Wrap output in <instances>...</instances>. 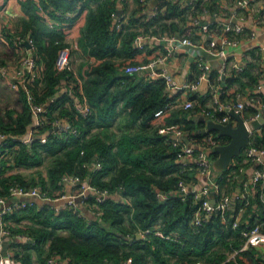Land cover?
Returning <instances> with one entry per match:
<instances>
[{"label": "trees", "instance_id": "obj_1", "mask_svg": "<svg viewBox=\"0 0 264 264\" xmlns=\"http://www.w3.org/2000/svg\"><path fill=\"white\" fill-rule=\"evenodd\" d=\"M218 1L191 0L186 4L164 0L152 15H146L136 11L145 8L147 1L135 0L139 8L125 15L128 3L123 0L120 27L114 20V14L121 8L116 0L21 1L23 17L17 24V32L14 34L8 23L3 29L8 38L13 36L10 42L15 35L33 41L39 67L36 77L21 84L16 92L20 109L11 105L4 109L0 104V132L8 135L0 156V198L9 199L11 188L20 186H40L48 197H61L65 194V177L73 175L82 180L72 186L76 192L88 181L107 195L103 202L97 201L94 192L84 199L95 218L87 217L78 205L68 202L61 205L17 202L4 216L11 237H27L10 244L16 260L34 264L36 253L39 264H48L51 256H57L65 264H102L105 260L114 264H264L263 248L252 245L244 248L247 238L243 235V231L257 223H262L264 229L260 194L251 200L258 207L259 216L250 215V200L239 198L234 202L235 209L225 214L215 211L196 224L195 215L203 199L193 191L180 189V181L189 179L183 163L178 161L182 145H175L171 135L160 132L177 125L191 137L202 140L199 122L192 115L203 109L213 110L207 104L212 99L211 85L221 87L223 104L232 103L247 87L257 88L264 77L261 66L264 53L259 49L248 51L251 58L243 69H232L225 78L219 69H213L206 93L189 94L192 107L173 106L161 117L155 116V112L175 103L180 93L170 94L163 78L152 79L146 71L135 74L124 71L127 65L147 64L151 59L141 60L142 55L151 57L153 50L163 48L155 43V48L150 43L138 48L134 40L139 33L199 40L200 28L190 21L202 12L213 14L219 9ZM4 6L5 2L0 9ZM260 10L255 16L258 20L264 17V10ZM81 20L84 22L81 44L88 58L78 71L72 67L58 70V52L71 47L67 37ZM217 24H210V28L222 33L223 26L216 27ZM242 32L226 34L239 40L237 34ZM22 46L27 47L24 42ZM11 48L12 56L16 51L15 46ZM6 57L8 54H4ZM4 58L0 59V69L8 65ZM192 67L189 79L195 81L201 71L196 63ZM31 75L26 74L28 79ZM63 84L68 91L59 94ZM77 101L88 106L86 113L78 109ZM34 106L44 109L39 112L40 124L28 143L23 137L34 122ZM256 112L252 106L244 110L246 116ZM225 114L217 111L219 116ZM120 116L125 121L121 133L113 128L119 127ZM57 121L66 122L70 128L50 132ZM44 135L45 142L41 140ZM213 136L222 144L229 141L228 137ZM252 144H264V125L262 133L252 138ZM203 146L210 145L205 142ZM245 161L243 151L234 165L219 173L217 183L227 194L239 184L237 176L248 165ZM46 162H49L47 172L43 173L40 167ZM97 162L101 168H95ZM17 168L39 169L29 176ZM242 209V220L234 228ZM139 233L144 236L138 238Z\"/></svg>", "mask_w": 264, "mask_h": 264}, {"label": "built area", "instance_id": "obj_2", "mask_svg": "<svg viewBox=\"0 0 264 264\" xmlns=\"http://www.w3.org/2000/svg\"><path fill=\"white\" fill-rule=\"evenodd\" d=\"M121 7L123 0H116ZM178 1L180 3H190L191 0H174ZM252 0H237V4L239 6V10H243V12L246 10L248 5L251 3ZM119 11V12H118ZM117 13L114 14V20L117 24V27H120L121 22L123 21V15H121L122 7L119 8ZM154 11V10H153ZM241 12V17L237 18L235 22L228 21L224 23L223 25V31L222 33L217 32L216 30H213L210 28L209 22H200L199 20L195 19L194 24L198 25L200 27L201 36L204 37L205 43L203 41H200V43H196L194 40H192L190 37H181L178 35H145L142 33H139L134 40L135 45L138 48H145L148 43H150V47L154 48L153 43L157 45H163V48L161 46L160 50H158V54L154 59L149 61L147 64H136V65H127L124 67V71L129 74H135L143 71H148V69H151L152 71V79L157 78H163L166 82L167 90L170 94L175 92H186V93H196L199 92L200 86L203 84L204 81L207 82V86L209 85V76L211 71L213 70L211 62L208 59H205L202 55L200 50H194V48L199 47L205 49L211 56L214 58H217L221 60L222 65L219 69L221 71V77L225 78L227 73L230 72L232 69L236 71H240L243 69L244 65L237 62H232L230 59L232 54H230V47H235L237 44H239V40L235 38H231L227 36L226 32H242L245 29V22L246 18H244V14ZM70 14V13H68ZM153 12L151 13V15ZM257 23L258 19H254ZM254 34V33H253ZM25 43L27 45L26 48L22 46V43ZM206 44V45H205ZM13 45L15 46V49L20 54V59L22 56L27 55L25 62L26 65H28V71L24 73V79L23 80H15L20 76L15 74L13 75L11 71L9 70V67H1L0 72L1 75L4 77H8L12 80V85L14 88H20L19 85L28 83L29 80H33L36 77L38 65L36 62V58L34 56V43L30 38H26L25 40L18 36L14 41ZM183 49L191 51V54L193 55L195 59V63L200 68L201 73L198 75L197 79L195 81H183L178 82L177 79L172 76L170 71L166 68L167 62L172 58L177 56ZM72 48L71 47H64L61 48L58 52L57 60H56V67L58 70H63L66 68H71V55H72ZM32 55V56H31ZM43 66L40 67V69ZM160 68V70H157V68ZM25 69V68H24ZM24 70L20 71L23 72ZM30 73L31 78L28 79L26 74ZM14 77V79H13ZM262 87H264V82H261L257 89L260 90ZM67 89V88H66ZM27 93L29 95V99L31 98V95L29 93V90L26 88ZM68 91V90H66ZM211 91H212V99H211V107H213V110H206L205 116L214 119L217 122L220 123H228V122H234L237 123V121L230 116V112L234 111L236 113L242 114V116L245 119V122L247 123L251 136L255 134L256 129L252 126V122L254 120H258L262 118L264 115V100L260 98V100L257 102L259 104V109L256 113L250 116H246L244 114V110L247 107V104H245L243 101L239 102H230L227 104H223L220 100V94H221V87L216 85H211ZM206 93V92H205ZM52 100H54L52 98ZM183 104V107L190 108L193 106V101L187 99L184 102L179 103ZM77 107L78 109L86 113L88 111V106L86 104H81L77 101ZM172 104L169 106H165L163 109H159L155 112V116L161 117L165 114L167 109H170ZM44 109V107L34 106L33 112H34V124L33 127L35 128L40 124L39 121V112H41ZM217 111H225L226 114L223 116L217 115ZM62 122L57 121L55 123V126L61 124ZM54 126V127H55ZM34 128L30 129L27 133V135L24 138L25 142H31L33 135H34ZM67 128H69L67 126ZM62 129V128H60ZM56 131L54 128L50 131L53 132ZM160 132H163L165 134H175L177 139H175V145H182L181 152L179 154L178 161L183 163V169L188 172L189 177V171H200L201 173H207L212 174V161L213 158L210 156H207L205 153V146L204 149L201 151H197L193 149L192 147L183 146L182 139L184 137L185 132L182 131L179 126H171L167 128L160 129ZM211 134V133H209ZM214 134L208 135V138L205 139V142H208L211 147L222 144L220 141H216V139L213 136ZM8 135L6 133L0 132V156L3 155L4 146L7 142ZM41 140L43 142L46 141V136H42ZM84 151H82L83 153ZM245 155H246V161L258 164V168L253 172L252 175V183L255 186H258L259 188V194H260V200L264 205V144L260 146H248L245 148ZM234 162V161H233ZM232 162L231 165H234ZM193 163H195L193 165ZM95 168H101V163L97 162L95 163ZM242 170V168L240 169ZM65 183L70 184L71 186H75L77 184H81L82 180L78 175L68 176L65 177ZM181 191L190 192L188 190V180L180 181L179 183ZM90 190L92 193L94 192L97 195V201L103 202L105 199L107 192L102 191L95 186H92L88 181H85L82 185V188L78 191V195H81L83 199L87 196V191ZM195 192V191H194ZM197 196L203 199L202 206L198 209L195 215V223L200 224L203 220L204 216H210L215 211H220L223 214L227 212V210L231 209L232 206V198L229 194H227L225 191L221 189L217 181H212L211 185L205 186L202 190L195 192ZM212 193L215 194V201L216 203H212L211 195ZM247 195V194H246ZM23 196H36L41 198H51L47 196V193L40 187V186H33V187H12L10 190V198L4 199L0 198V203L4 204V207L0 210V264H17V260L15 259L14 251L9 252L8 254L3 253L4 249V241L3 238L6 236H9V230L5 226V220L4 216L6 213H8L12 207L17 204V202L22 201H14L13 198H20ZM219 196V199L217 198ZM61 197H65V194ZM53 199V198H52ZM55 199H60V197H57ZM11 200L10 205H6V201ZM75 200L70 199L68 201L71 205H76ZM244 209L240 210L238 216L236 217L233 227H238L240 221L242 220V215L240 213ZM142 236L144 234L139 233ZM243 235L247 238L246 243L244 245V248L248 247L249 245L252 246H260L263 248V256H264V230H263V224L257 223L254 226H251L247 228V230L243 231ZM22 239H27L26 236H20ZM48 264H65L64 260L59 259L57 256H51L48 258L47 261ZM102 264H114L112 261L105 260ZM195 264H202L201 262H196Z\"/></svg>", "mask_w": 264, "mask_h": 264}, {"label": "crops", "instance_id": "obj_3", "mask_svg": "<svg viewBox=\"0 0 264 264\" xmlns=\"http://www.w3.org/2000/svg\"><path fill=\"white\" fill-rule=\"evenodd\" d=\"M146 1H147L146 7L143 8L142 10L138 9L136 12L141 11V14L150 15L153 12V10L161 4L160 3L158 6L152 7L151 3H150V1H152V0H146ZM127 3H128V9H127L125 15H130V13H132L135 8H139L138 5L136 4L135 0H127ZM218 4H219V9L217 11H215L213 14H211L209 12H202V13H199L195 19L199 20L201 23L207 21L210 24H213V23L217 22L218 24L216 27H220V26H223L224 23H226L228 21L235 22L237 18L241 17V12H243V10H241V9L239 10L237 0H219ZM260 9L264 10V0H252L251 3L246 8L247 14L243 16L244 18H246L245 29L239 35L237 34L238 39H239V44H237L235 47L229 48L230 49L229 53L232 54L231 58H233L232 62H237V63H241V64L245 65L247 63V60H249L251 58V56L247 52L252 50V49H259V50H261V52L264 53V24H263L264 23V17L261 20H258L257 23L254 20L255 16L258 15L257 13H260V11H261ZM5 18H6V16H5ZM195 19L193 21H190V24L194 25ZM5 23H7V22H5ZM77 24H79V26H80L81 21L78 22ZM83 25H84V22L81 25V27H83ZM4 27H5V25H4ZM199 32L201 33V31H199ZM257 38L263 41V45H260L257 42H255V40ZM200 41H203L205 43V39L203 36H201V38H199V40H196L195 42L200 43ZM78 47L79 46L76 45L75 49ZM71 48H73L72 43H71ZM79 48H81L80 51H82L81 55H83L87 59L88 56H87V52H86L85 48L82 46H80ZM158 50H160V47H158L157 50L155 49V51L153 50V54L150 57L151 60L157 56ZM194 50H200L202 55L204 56V58L208 59L211 62L213 69H220L221 68V65H222L221 60L211 56L205 49L196 47V48H194ZM73 55H74V52H73ZM193 63H195V59H194L193 55L191 54V51L183 49L179 54H177V56L172 57L167 62L166 68L170 71L172 76H174L177 79L178 82L190 81L189 78L192 77L191 75L193 74V67H192ZM261 66L263 67V70H264V61L261 63ZM157 70H160V68L158 67ZM146 73L149 75L150 78L152 77V71H146ZM263 76H264V73H263ZM261 82H264V77L261 78ZM66 90L67 89L65 87V84H63L59 90V94L65 92ZM206 90H207V84L205 85L203 90L199 89L200 95L205 94ZM175 93H180V95H179L177 101L175 103H172L171 108H173V106H179V103L184 102L187 99H189V93H186V92L181 93L180 91L175 92ZM175 93H172V94H175ZM260 98H264V87H262L260 90H258L257 88L247 87L245 90L240 91L237 94V97L235 98V100L233 102L236 103L239 101H243L245 104H247V106H252L257 111L259 109V104H257V102L260 100ZM207 104H208V106H211L212 103L207 102ZM180 105L183 107V104H180ZM183 108H185V107H183ZM206 110L207 109H203L199 112H194L192 115L194 117V119H196L197 122H199L198 123L199 129H203V127H205V123H203L199 118L205 116L204 114H205ZM262 118H264V116ZM62 123H66V122L62 121ZM33 124H34V122H33ZM33 124H32V126L29 127V130L34 128ZM233 124L236 125L237 123L233 122ZM66 125H69V124L66 123ZM263 125H264V123H262L260 128L256 129V132H255V134L252 135V138L257 134L262 133V126ZM211 134H209V133L203 134V139L200 141L196 138L191 137L190 134L188 137H186L184 135V137L181 141H182L183 146L192 147L193 149H195L197 151H201L204 149L203 143H204L205 139L208 138V135H211ZM249 146H253L252 139H251V143ZM244 151H245V149H244ZM245 162L248 165L246 167H243L241 172L237 176V179L239 180V184L236 186L235 190H233L232 193L230 192V194H229L232 198L231 209H235V203L234 202H236V200L239 198L247 200L248 202L250 200V204H252L251 200L256 199V194L259 193V191H258L259 188L257 189L258 186H255L252 183V175H253V172L258 168V164H255V163H252L249 161H245ZM25 169H27V168H25ZM20 172L24 173L23 171H20ZM242 174H243V177L240 178V176ZM25 175H27V174H25ZM218 176H219V173L214 171V170H212V174H210V175L207 173H201L200 171H191L190 170L189 171V179H188V190L193 191V192L194 191L198 192V191L202 190L205 186L211 185L212 181H217ZM71 188H72V186H71ZM238 189H239V191H237ZM223 191H226V190H223ZM77 193L78 192H76L72 188V192L70 195L76 196ZM66 194H67V192H66V188H65V195ZM61 198L62 197H60V199ZM211 198L214 199L215 194L211 195ZM53 199H55V198H53ZM55 200H59V199H55ZM75 204H76V202H75ZM80 204L84 205L88 208L84 199H82ZM88 210L90 212H92L89 208H88ZM82 212H83V210H82ZM243 213H244V210L240 213L239 216H241V215L243 216ZM259 214H260V212H259L258 207L255 205V203H253L252 204V211L250 212V215L259 216ZM13 240L25 241V239H22V237H20V236H15V239H14V237H11L10 235L6 236L5 238H3V241H4L3 253L4 254H8L9 252L11 253V251H13L11 246H10V244ZM33 261H34V264H39V262L38 263L36 262V256L35 255H34ZM17 264H22V263L17 260Z\"/></svg>", "mask_w": 264, "mask_h": 264}, {"label": "rangeland", "instance_id": "obj_4", "mask_svg": "<svg viewBox=\"0 0 264 264\" xmlns=\"http://www.w3.org/2000/svg\"><path fill=\"white\" fill-rule=\"evenodd\" d=\"M22 0H0V5L4 4L5 2V7H3L2 9H0V59L4 58V54H8V57L4 58L5 60V64H8L5 67H9V70L11 71V73L14 75L15 71L17 76L22 75L21 77H18L15 80H23L24 79V73L26 71H28V65L25 64V62L27 60H31V59H26L27 55H24L21 57L20 59V54L17 52V50L15 49L16 53H18V55L16 53L13 52V55L11 56V52L9 51L11 48V46L13 47V42H10L11 36H9V38L7 37V34L5 35L4 32V25L5 22H7L10 26V30L14 31V34L17 32V24L19 23V21L22 19L23 17V13L20 9V3ZM5 14V15H4ZM6 16V18H5ZM83 24V20H81V25ZM81 25L79 26V24H76L75 26L72 27V30L69 34V36L67 37L68 42L73 44V49L74 51H72V55H71V67L73 70H77L78 71V67L84 63L86 61V58L81 55V52L79 48L80 46L83 47V45L81 44L83 41V36H82V27ZM84 26V25H83ZM19 35H15L13 41L18 37ZM255 42H257L260 45H263V41L260 39H256ZM79 46L78 48L75 49V46ZM74 52V55H73ZM10 54V57H9ZM32 56V55H31ZM150 58V56L148 55H142V59L144 60L145 58ZM7 62V63H6ZM25 68V69H24ZM24 70L23 72L20 71ZM14 79V77H13ZM12 80L8 77H4L1 75L0 77V104L2 105V107L5 109L6 105H11V106H15L17 109H20V103L18 102V97H17V88H14L12 85ZM22 84V83H20ZM20 86V85H19ZM181 106V105H179ZM182 107V106H181ZM125 121L124 119L120 116L119 117V127L117 125H115L113 128L121 133L120 129L125 130ZM112 128V129H113ZM205 153L207 156H212L213 155V148L208 146L205 147ZM49 162H46L45 164H43L40 169L43 173L47 172V165ZM19 169V171H23V174H27L29 176L34 175L35 171L39 168H29V169H25V168H17ZM11 170L15 171V168H12ZM65 187H66V192L67 194L65 195V197H62L61 199H59L60 201H58L59 203H63V202H68L70 199L75 200L76 204L80 207L81 210H83V213L89 217V218H95L96 216L90 212L88 210V208L84 205H81V201L83 199V197L81 195H76V196H71V192H72V188L71 185L68 183H65ZM91 191L88 190L87 194H90ZM55 200L52 198H41V197H36V196H23V200H26L28 202H36L37 204L43 205L46 203H49L50 200ZM11 204V200H7L6 201V205H10ZM4 207L3 203H0V210ZM34 255L36 256V262L38 263V258H37V254L34 253Z\"/></svg>", "mask_w": 264, "mask_h": 264}, {"label": "water", "instance_id": "obj_5", "mask_svg": "<svg viewBox=\"0 0 264 264\" xmlns=\"http://www.w3.org/2000/svg\"><path fill=\"white\" fill-rule=\"evenodd\" d=\"M162 1L164 0H152L150 1L152 7L158 6ZM119 12V11H118ZM151 69H148L150 71ZM207 84L206 81L203 82V84L200 86V90H203L205 85ZM230 116L237 120V124L234 125L233 122L228 123H220L215 121L212 118H209L207 116L200 117L199 119L205 123V127L201 129V131L198 130V132H202L203 134L208 133H214L216 137H228L229 141L224 144H217L213 146V154H218L216 157L213 158L212 161V168L214 171L218 173L224 172L228 167L231 166L232 162L235 160L236 157L241 156L244 149L250 145L251 143V133L249 130V127L247 123L245 122L244 117L240 113H236L234 111L230 112ZM262 123H264V118H260L258 120H254L252 122V126L255 129H258L261 127ZM69 127V125H66V123H61L54 127V130H59L60 128ZM186 137L189 136V133H186ZM171 137L173 139H177L175 134H172ZM243 177V174L240 176V178ZM239 191V189L237 190ZM214 195V193H212ZM14 201H22V202H28L26 200H23V197L20 198H13ZM50 200V199H47ZM60 200H50L49 203L46 204H52V205H61L63 203H59ZM212 203L215 204V199L212 200ZM138 238H142L143 236L141 234L137 235Z\"/></svg>", "mask_w": 264, "mask_h": 264}]
</instances>
